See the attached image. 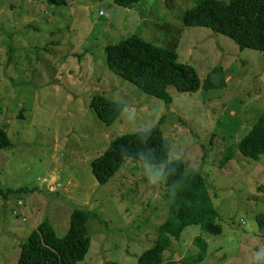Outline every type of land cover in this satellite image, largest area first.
I'll use <instances>...</instances> for the list:
<instances>
[{
  "label": "rangeland",
  "instance_id": "1",
  "mask_svg": "<svg viewBox=\"0 0 264 264\" xmlns=\"http://www.w3.org/2000/svg\"><path fill=\"white\" fill-rule=\"evenodd\" d=\"M195 5L143 0L125 8L114 0H68L58 7L46 0H0V123L12 142L0 151V186L13 190L7 199L0 194V264H18L23 242L42 221L64 236L76 208L98 215L88 222L91 247L80 264H139L169 215L164 165L127 158L106 184L91 166L117 137L153 127L161 117L170 159L203 174L223 227L220 235L186 227L166 259L196 257L193 239L202 235L209 241L206 264H264L256 220L264 213V155L255 160L238 151L264 110V52L184 25V12ZM129 36L175 51L180 63L197 70L201 88L181 93L171 86L167 105L112 72L105 47ZM217 66L224 84L207 89ZM95 95L126 104L113 125L91 106ZM229 150L233 157L226 160ZM149 171L158 174L156 185L148 182Z\"/></svg>",
  "mask_w": 264,
  "mask_h": 264
},
{
  "label": "trees",
  "instance_id": "2",
  "mask_svg": "<svg viewBox=\"0 0 264 264\" xmlns=\"http://www.w3.org/2000/svg\"><path fill=\"white\" fill-rule=\"evenodd\" d=\"M50 6L64 7L68 0H46ZM143 0H114L125 8H132ZM186 26H200L221 33L234 40L241 49L264 52V0H196V5L183 15ZM107 64L112 72L126 79L148 96L162 99L167 105L173 101L168 88L178 92H196L201 88L197 70L178 61L177 53L138 36L105 47ZM225 73L221 66L208 74L205 88H221ZM91 106L100 119L113 125L122 116L126 104L113 101L104 95H95ZM164 117L147 129L126 133L113 140L107 150L92 162V171L100 184H106L122 168L127 158L146 165H164L161 179L168 191L165 194L169 215L159 228L156 244L138 257L139 264H206L209 241L202 235L193 239L198 247L196 257L166 259L165 253L174 252L172 245L179 243L183 230L197 225L213 235L223 232L218 222L207 181L201 172H188L182 159H170L171 144L162 131ZM12 145L4 126L0 123V151ZM245 157L259 159L264 155V110L259 119L238 144ZM233 157L229 150L226 160ZM1 185V183H0ZM27 188H20L23 191ZM13 190L0 194L8 198ZM70 227L60 237L49 221L39 223L21 246L18 264H80L91 247L88 222L96 213L76 208L70 215ZM258 231L264 238V213L256 216Z\"/></svg>",
  "mask_w": 264,
  "mask_h": 264
},
{
  "label": "clouds",
  "instance_id": "3",
  "mask_svg": "<svg viewBox=\"0 0 264 264\" xmlns=\"http://www.w3.org/2000/svg\"><path fill=\"white\" fill-rule=\"evenodd\" d=\"M157 175H154L151 171H149V173H148V175L146 177H147L148 182L151 185H156V183H157Z\"/></svg>",
  "mask_w": 264,
  "mask_h": 264
},
{
  "label": "built area",
  "instance_id": "4",
  "mask_svg": "<svg viewBox=\"0 0 264 264\" xmlns=\"http://www.w3.org/2000/svg\"><path fill=\"white\" fill-rule=\"evenodd\" d=\"M52 185H54V182H50L49 184H48V190L51 192V191H54V190H50V187H52ZM61 186V184L59 183V186L58 187H60ZM57 190V189H56ZM20 203H21V201H20Z\"/></svg>",
  "mask_w": 264,
  "mask_h": 264
}]
</instances>
